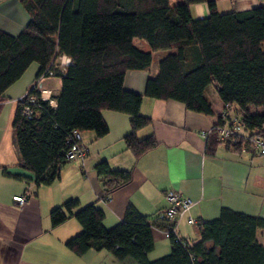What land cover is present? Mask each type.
<instances>
[{"label": "trees", "instance_id": "obj_1", "mask_svg": "<svg viewBox=\"0 0 264 264\" xmlns=\"http://www.w3.org/2000/svg\"><path fill=\"white\" fill-rule=\"evenodd\" d=\"M19 2L29 16L26 26L17 36L0 30V102L33 63L38 65L36 81L51 69L61 83L51 98L55 107L50 99L41 98L34 84L18 100L12 120L20 167L33 176L37 187L59 178L72 131H92L97 138L108 133L102 111L129 116L130 132L124 143L139 157L156 146L153 136L136 137L151 121L140 113L143 97L179 102L188 111L212 115L205 95L211 84L224 106L213 127L227 113L242 130L224 141L211 130L205 153L212 155L219 144L255 151L241 138L264 132V7L219 13L215 0H183L174 6L168 0ZM199 3H206L209 15L194 19L190 6ZM134 39L143 40L152 52L169 51L158 61L156 75L147 78L143 94L123 87L127 71L147 70L152 62L151 52L136 48ZM61 56L70 59L64 71L51 64ZM27 106L29 115L23 113ZM95 171L104 187L103 200L131 180L130 171L113 170L106 161L97 163ZM70 218L82 228L65 243L77 256L104 250L120 261L131 258L137 264H264V246L256 241L264 219L228 208L213 220L193 225L196 241L169 236L170 252L156 260L148 257L154 249L153 224L132 204L111 228L104 226L101 208L81 206L75 199L49 214L52 228Z\"/></svg>", "mask_w": 264, "mask_h": 264}, {"label": "crops", "instance_id": "obj_2", "mask_svg": "<svg viewBox=\"0 0 264 264\" xmlns=\"http://www.w3.org/2000/svg\"><path fill=\"white\" fill-rule=\"evenodd\" d=\"M182 1L168 0L170 6ZM215 2L219 13L264 7V0ZM190 11L194 19L209 15L206 3L193 4ZM28 21L19 0H0V30L17 36ZM142 41L134 39L133 45L151 52V65L147 70L127 71L123 82L125 90L139 94L144 93L147 78L156 75L158 61L169 52H152ZM64 69L58 67V71ZM37 71L33 70L29 76H24L25 72L6 90L5 99L0 102V264H137L131 258L120 261L104 250H88L77 256L67 249L66 241L81 231V225L70 218L52 228L49 214L70 199L78 200L81 206L95 204L101 208L106 228L123 218L128 204L148 216L154 239L150 260L170 252V239L163 231L167 223L163 217L164 193L168 189L178 190L194 203L188 215L196 222L217 218L222 208L264 219V156L250 149L233 150L224 144H219L212 155L205 153V136L224 108L213 84L205 91L213 108L212 115L188 111L179 102L143 97L140 113L151 121L136 132V137L153 136L156 146L139 157L124 143L125 135L130 132L129 116L102 111L108 133L97 138L92 131L82 132V142L88 149L85 158L66 162L57 180L37 187L33 176L20 167L12 129L18 100L36 83ZM60 86V78L55 76L41 80L38 90L44 100H51ZM101 161H106L113 170L131 172L130 182L113 191L107 200L102 199L104 187L95 171ZM14 196H25L27 201L19 206ZM178 231L183 239L198 240L195 229L185 219ZM256 241L264 246V230H257Z\"/></svg>", "mask_w": 264, "mask_h": 264}, {"label": "built area", "instance_id": "obj_3", "mask_svg": "<svg viewBox=\"0 0 264 264\" xmlns=\"http://www.w3.org/2000/svg\"><path fill=\"white\" fill-rule=\"evenodd\" d=\"M56 60H58L57 63ZM56 60H53L51 63L53 67L64 68L70 65V59L65 56H61ZM53 77H55L53 71L51 69L46 70L36 81L34 87L38 89V85L41 80ZM41 98L43 99L42 96ZM49 102L52 107H55V103L53 101L50 100ZM23 113L25 115L31 114L30 108L28 106L25 107ZM229 116L230 114L223 113L222 123L215 127H212L209 130V132L211 130H216L220 139L223 141L232 139L235 133L241 132L242 130V125L240 124V122L236 118ZM206 137L207 135L205 136V138ZM241 139L244 142L250 143L258 154L264 156V132L263 134L255 137H249L245 133ZM69 142V148L64 153L65 162L82 161L85 158L88 149L82 142L81 133L77 130L72 131ZM13 200L17 202L19 206H23L26 203L27 198L25 196H14ZM164 200L166 207L163 210V217L165 218V220H167L168 226L167 228L163 229V231L168 236H172L176 241H179L180 235L178 226L180 222L185 219L187 224L190 226H193L196 223V221L190 215H188L194 203L189 198L184 197L181 192L176 189L166 190V192L164 193Z\"/></svg>", "mask_w": 264, "mask_h": 264}, {"label": "rangeland", "instance_id": "obj_4", "mask_svg": "<svg viewBox=\"0 0 264 264\" xmlns=\"http://www.w3.org/2000/svg\"><path fill=\"white\" fill-rule=\"evenodd\" d=\"M143 42V41H142ZM144 43V42H143ZM145 44V43H144ZM146 45V44H145ZM35 66L37 67V69H38V66H37V64L36 63H33L27 70H26V73H25V75L24 76H29V74H31L32 72H33V70L34 71H36L35 70ZM36 73V72H35ZM35 73L33 74V77L35 76Z\"/></svg>", "mask_w": 264, "mask_h": 264}, {"label": "bare ground", "instance_id": "obj_5", "mask_svg": "<svg viewBox=\"0 0 264 264\" xmlns=\"http://www.w3.org/2000/svg\"><path fill=\"white\" fill-rule=\"evenodd\" d=\"M43 96H44V94H43ZM44 97H46V96H44Z\"/></svg>", "mask_w": 264, "mask_h": 264}]
</instances>
